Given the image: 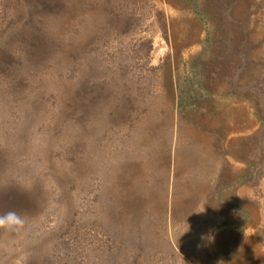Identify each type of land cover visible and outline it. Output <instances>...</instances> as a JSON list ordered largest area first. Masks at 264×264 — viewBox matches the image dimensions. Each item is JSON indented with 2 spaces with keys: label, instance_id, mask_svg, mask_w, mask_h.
<instances>
[{
  "label": "rangeland",
  "instance_id": "rangeland-1",
  "mask_svg": "<svg viewBox=\"0 0 264 264\" xmlns=\"http://www.w3.org/2000/svg\"><path fill=\"white\" fill-rule=\"evenodd\" d=\"M254 1L0 0V264H264Z\"/></svg>",
  "mask_w": 264,
  "mask_h": 264
},
{
  "label": "clouds",
  "instance_id": "clouds-1",
  "mask_svg": "<svg viewBox=\"0 0 264 264\" xmlns=\"http://www.w3.org/2000/svg\"><path fill=\"white\" fill-rule=\"evenodd\" d=\"M201 213H203V212H201ZM24 223H25L24 218L17 215L15 212H9L4 216H0V228H3V227L20 228V227H23ZM190 230H191V228L189 225L188 230L185 231L182 234V236L185 235L186 233H188ZM201 239H202V241H206L208 244L215 242V236L214 235H205V236H202Z\"/></svg>",
  "mask_w": 264,
  "mask_h": 264
},
{
  "label": "crops",
  "instance_id": "crops-1",
  "mask_svg": "<svg viewBox=\"0 0 264 264\" xmlns=\"http://www.w3.org/2000/svg\"><path fill=\"white\" fill-rule=\"evenodd\" d=\"M261 2H262V0H255V1H254V5H260ZM253 18H254V17H253ZM254 19H255V18H254Z\"/></svg>",
  "mask_w": 264,
  "mask_h": 264
},
{
  "label": "trees",
  "instance_id": "trees-1",
  "mask_svg": "<svg viewBox=\"0 0 264 264\" xmlns=\"http://www.w3.org/2000/svg\"><path fill=\"white\" fill-rule=\"evenodd\" d=\"M184 97H181V100L183 101Z\"/></svg>",
  "mask_w": 264,
  "mask_h": 264
}]
</instances>
